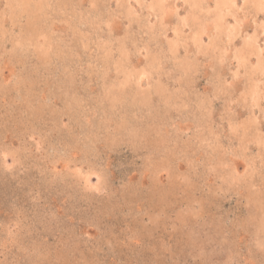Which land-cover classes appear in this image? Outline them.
Returning a JSON list of instances; mask_svg holds the SVG:
<instances>
[{
  "label": "rangeland",
  "instance_id": "374dc122",
  "mask_svg": "<svg viewBox=\"0 0 264 264\" xmlns=\"http://www.w3.org/2000/svg\"><path fill=\"white\" fill-rule=\"evenodd\" d=\"M0 264H264V0H0Z\"/></svg>",
  "mask_w": 264,
  "mask_h": 264
}]
</instances>
